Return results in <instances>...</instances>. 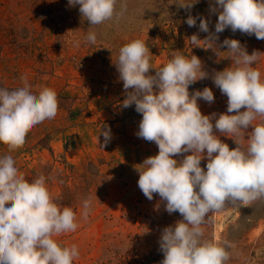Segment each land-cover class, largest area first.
Segmentation results:
<instances>
[{"label": "rangeland", "instance_id": "1", "mask_svg": "<svg viewBox=\"0 0 264 264\" xmlns=\"http://www.w3.org/2000/svg\"><path fill=\"white\" fill-rule=\"evenodd\" d=\"M182 2L194 0H118L117 11L126 4L122 17L90 27L79 6H69L68 0H0V88L22 87L23 76L34 92L54 89L59 102L56 117L34 126L22 148L9 153L0 143V157L11 154L29 181L44 175L54 202L76 212L77 230L53 237L63 246H77L73 264H160L162 230L182 219L165 210L158 194L149 200L138 187V168L158 147L137 136L142 116L135 105L122 106L126 93L116 68L120 47L144 40L152 75L174 51L199 57L208 77L191 84L189 92L213 91V103L198 100L204 115L227 110V97L212 79L232 64L225 39L239 40L249 54L261 53L255 66L264 79V40L230 28L215 34L214 0H198L191 9L178 7ZM189 15L197 18L196 26L187 25ZM201 17L209 21L207 33L199 30ZM89 31L97 35L95 44L86 42ZM193 34L201 47L192 45ZM210 34L214 44L208 48L203 40ZM102 125L110 128L106 144L102 135L98 141ZM220 139L236 147L230 137ZM206 163L202 159L201 167ZM87 197L92 209L85 219L81 212ZM202 228L205 238L234 245L227 249V264H264V198L210 213Z\"/></svg>", "mask_w": 264, "mask_h": 264}, {"label": "clouds", "instance_id": "2", "mask_svg": "<svg viewBox=\"0 0 264 264\" xmlns=\"http://www.w3.org/2000/svg\"><path fill=\"white\" fill-rule=\"evenodd\" d=\"M196 2L178 7L191 9ZM68 3L79 6L90 27L118 19L126 11V4L117 11L118 0ZM211 11L218 14L215 34L230 28L264 40V0H214ZM186 23L194 27L197 18L189 15ZM199 30L209 32L207 19L200 18ZM190 39L194 47H201L198 35ZM96 41V33L89 31L86 42ZM203 41L211 48L213 35ZM223 46L232 64L212 79L227 97V110L211 115L202 114L198 105L201 99L214 102L211 88L189 92L191 84L208 77L199 57L174 51L152 75L151 52L144 40L134 39L119 49L116 68L126 93L122 106L135 105L142 116L137 136L158 147V153L138 168V187L149 200L158 194L169 214L178 212L182 217L162 230L160 264H227L231 258L227 249L234 245L205 238L202 225L210 213L229 204L248 207L264 198V120L254 123L264 118V79L255 66L261 53L249 54L236 39H225ZM21 81L22 87L0 88V143L9 153L24 146L34 126L58 113L54 89L44 86L34 92L27 77ZM101 135L104 144L109 142L110 128L102 125L98 141ZM220 136L230 137L236 147L230 149ZM180 155L183 159L178 161L175 157ZM202 159L207 160L205 167ZM46 179L40 175L29 181L11 154L0 157V264H73L78 258L76 245L63 246L53 239L75 232L79 225L73 208L54 202ZM91 209L92 198L87 197L82 217L86 219Z\"/></svg>", "mask_w": 264, "mask_h": 264}, {"label": "bare ground", "instance_id": "3", "mask_svg": "<svg viewBox=\"0 0 264 264\" xmlns=\"http://www.w3.org/2000/svg\"><path fill=\"white\" fill-rule=\"evenodd\" d=\"M221 229V228H220Z\"/></svg>", "mask_w": 264, "mask_h": 264}]
</instances>
